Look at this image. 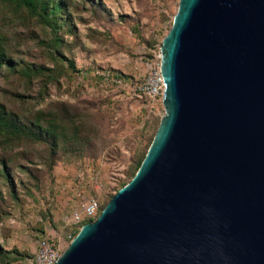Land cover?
Returning <instances> with one entry per match:
<instances>
[{"label": "water", "instance_id": "water-1", "mask_svg": "<svg viewBox=\"0 0 264 264\" xmlns=\"http://www.w3.org/2000/svg\"><path fill=\"white\" fill-rule=\"evenodd\" d=\"M164 116L54 264H264V0H179Z\"/></svg>", "mask_w": 264, "mask_h": 264}, {"label": "rangeland", "instance_id": "rangeland-1", "mask_svg": "<svg viewBox=\"0 0 264 264\" xmlns=\"http://www.w3.org/2000/svg\"><path fill=\"white\" fill-rule=\"evenodd\" d=\"M178 1L62 0L53 20L0 2V112L16 129L0 125V264H31L41 238L62 253L80 205L100 213L129 182L164 116L133 85ZM48 122L54 145L34 127Z\"/></svg>", "mask_w": 264, "mask_h": 264}, {"label": "built area", "instance_id": "built-area-1", "mask_svg": "<svg viewBox=\"0 0 264 264\" xmlns=\"http://www.w3.org/2000/svg\"><path fill=\"white\" fill-rule=\"evenodd\" d=\"M114 83H120V80L115 77ZM133 93L142 97L147 105L152 106L160 104L162 101L163 84L160 74V51L153 56L151 65L145 73L143 79L133 85ZM97 216V205L94 200L87 201L80 205V211L72 217V223L76 226L85 220H94ZM81 227V226H80ZM61 251L58 246L47 238H41L37 241L35 253L31 264H54Z\"/></svg>", "mask_w": 264, "mask_h": 264}, {"label": "trees", "instance_id": "trees-1", "mask_svg": "<svg viewBox=\"0 0 264 264\" xmlns=\"http://www.w3.org/2000/svg\"><path fill=\"white\" fill-rule=\"evenodd\" d=\"M0 2L3 3H13L17 6H21L24 7L28 12H30L31 14H36V15H40V16H44L45 18H48L50 20H53V18L55 17L56 13L64 8V4L62 2V0H0ZM38 6V7H37ZM38 9V11H37ZM54 42H57L54 40ZM67 62V66L70 69H73V63L72 61H66ZM6 63V59L4 57L3 51L0 48V66L5 65ZM118 79H122L125 80L127 79L124 76H117ZM0 125L3 127H9L10 129H13L14 127L11 125V122H7L6 120H4L3 118V114L0 112ZM34 127L36 128V130L39 132V136H44L46 138H48L51 142L52 145L55 144V130H54V123L52 122H48L46 124V126L42 127L39 123L38 124H34ZM14 130H16L14 128ZM151 141H149L150 144ZM149 144L147 145L144 153L139 157V159H137V161L134 164V168H133V173L130 177V179L133 177V175L135 174L136 170L138 169L144 155L145 152L149 146ZM126 184V183H125ZM125 184H123L121 187H123ZM120 187V188H121ZM99 212H97V216H98ZM91 221L89 220H85L84 222H81L80 225H77L75 230H78L80 228V226L86 224V223H90Z\"/></svg>", "mask_w": 264, "mask_h": 264}]
</instances>
